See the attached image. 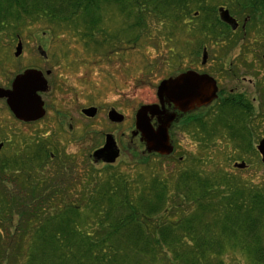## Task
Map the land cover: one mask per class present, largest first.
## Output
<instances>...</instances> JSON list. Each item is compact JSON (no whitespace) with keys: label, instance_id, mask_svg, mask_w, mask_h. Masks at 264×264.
Here are the masks:
<instances>
[{"label":"trees","instance_id":"obj_1","mask_svg":"<svg viewBox=\"0 0 264 264\" xmlns=\"http://www.w3.org/2000/svg\"><path fill=\"white\" fill-rule=\"evenodd\" d=\"M228 1L0 0V33L25 20L59 26L72 22L87 47L104 49L109 58L118 51V36L104 31L107 41H101L97 29L105 4L116 2L127 18L135 17L130 28L144 30L148 16L156 17L167 23L168 36L169 27H187L200 11L199 27L193 30L200 37L199 50L220 35L213 28L218 17L211 9ZM228 3L235 10L251 7L252 14V7H258L264 13V0ZM194 118L184 128L201 149L221 136L255 151L256 118L234 111ZM47 138L31 143L23 156L0 158V264H225L221 257L233 244L249 256V264H264L259 242L264 193L259 189L247 193L227 175L203 176L196 164L174 177L159 173L147 179L101 170L77 181Z\"/></svg>","mask_w":264,"mask_h":264},{"label":"rangeland","instance_id":"obj_2","mask_svg":"<svg viewBox=\"0 0 264 264\" xmlns=\"http://www.w3.org/2000/svg\"><path fill=\"white\" fill-rule=\"evenodd\" d=\"M208 2L215 5L214 0ZM102 15L101 28L97 29L101 31L99 40L107 41L104 31L118 36V51L115 49L109 58L104 49L87 47L72 22L71 26H59L46 20H25L19 26L11 23V27H5L0 33V86L9 87L13 78L28 68L53 71L48 77L50 90L43 98L46 103L43 119L35 123L21 122L10 112L7 103L0 100V143L4 144L0 158L10 160L16 153L18 157L23 156L31 143L48 137L58 149V160L68 164L74 180L101 170L128 176L142 174L147 179L159 173L174 177L180 170L196 164L203 176L227 175L247 193L256 189L264 193L261 154L256 149L246 151L229 138L216 136L208 148L201 149L193 136L176 127L175 152L171 157L160 159L146 154L139 136H132L136 111L142 105L157 103L158 85L180 70V62L184 61L183 68L194 62L192 57L200 37L194 35L192 25L172 27V30L169 27L172 34L168 36L167 23L150 16L146 29H138L137 25L130 28L132 23L136 24L135 17L127 18L125 10L116 2L105 4ZM140 30L143 35L136 39ZM252 35L248 37L250 40L256 37L259 40L258 35L254 38ZM18 39L23 43V52L14 57ZM251 49L254 51L243 56L257 62L262 46L251 43ZM211 51L206 65L211 67L210 71L217 59L215 48ZM233 53L236 55V50ZM90 106L97 107L98 113L93 118H85L80 112ZM112 109L124 115L122 122L109 119ZM256 119L252 120L254 148L264 138V115ZM107 134L115 137L120 149L114 164L92 157L103 146ZM181 158L185 160L179 161ZM243 162L244 167L238 166ZM108 166L112 169L106 171ZM219 178H216L218 182ZM259 242L264 245V234ZM233 246L221 257L223 262L249 264V256L238 245Z\"/></svg>","mask_w":264,"mask_h":264},{"label":"flooded vegetation","instance_id":"obj_3","mask_svg":"<svg viewBox=\"0 0 264 264\" xmlns=\"http://www.w3.org/2000/svg\"><path fill=\"white\" fill-rule=\"evenodd\" d=\"M208 1L209 0H205V2ZM233 1L235 0H230L228 2ZM228 2L220 3L216 8L211 9L215 12V16L218 17L217 21L213 25V28L215 32L219 33L220 35L216 39L204 43L199 50V45H195L194 55L192 57V61L194 62L190 63L189 66L185 65L186 67L184 68L182 67L184 66L182 65L184 61L180 62V70L178 72L172 73L167 78H175L185 72L194 71L199 74L210 75L215 79L217 84L216 97L209 104L206 105L196 106L187 111H183L177 108L173 103L165 101L164 107L167 112L176 114V117L173 120L169 129L170 139L174 145L173 153L175 152L174 131L176 127L186 132L184 126H187L191 123V120L188 119L192 118L193 116H195V118L202 116H204V118H206V116L216 117L217 114L227 115L229 112L233 111L238 116L246 115L251 118L261 117L262 115H264V13L260 11L258 7H252V9L255 11V13L252 14H250L249 12L251 7L241 8L239 6L238 9L235 10V8L232 7ZM222 9L228 10L229 15L234 21H224L221 18L220 14ZM200 16L201 12L196 11L193 19H190L186 22L188 23L187 26L192 25V27L195 29L199 27V24H197L196 22V18H199ZM251 34H253V38L255 35H258L260 37L259 40L256 39L257 37L253 40H250L248 37H250ZM251 43H254L256 45L261 44L262 46V50L260 51V53H258L257 62H252L251 60L248 61V59L244 58L243 56L250 51H254L253 49H251ZM212 48H215V50L217 51V59H215L216 61L211 64L213 70L210 71L208 68L211 67L206 65L208 62H210ZM235 50L236 55L233 53ZM196 52H198L199 54H196ZM21 54L19 56H21ZM232 55L234 57L229 59V56ZM204 56H206V61H203ZM197 64H200V66H195ZM28 69L41 71L43 77L47 81L46 90H40L38 92V95L43 101V107L45 109L46 114V103L43 98L45 95H47L46 93L50 90V81L48 77L52 75L53 71L51 69ZM13 80L9 87L4 88L11 89ZM0 100H3L5 103H7L6 98H0ZM157 103H159V99ZM83 116L87 118V116ZM43 117L34 122L28 123H35L43 119ZM153 124L156 126V118L153 119ZM3 146L4 144L0 143V151ZM169 157L171 156H168L167 158ZM100 161L106 162L103 159H100Z\"/></svg>","mask_w":264,"mask_h":264},{"label":"water","instance_id":"obj_4","mask_svg":"<svg viewBox=\"0 0 264 264\" xmlns=\"http://www.w3.org/2000/svg\"><path fill=\"white\" fill-rule=\"evenodd\" d=\"M220 14L224 21H234L228 10L222 9ZM22 50L23 45L20 40L16 46L15 56H19ZM203 61H206V56L203 57ZM46 86L47 81L41 71L28 69L14 78L11 89L0 86V98H6L9 108L19 120L36 121L45 114L44 104L38 92L46 90ZM216 95V81L208 74L188 71L175 78L162 80L157 88L159 103L142 105L137 110L136 129L132 135H140V140L145 144L148 153L170 155L174 150V145L170 139L169 129L176 114L167 112L164 107L165 101L173 103L180 110L187 111L196 106L209 104ZM82 112L89 117H94L97 108H86ZM108 116L113 122L120 123L124 120V115L115 109L110 110ZM154 118L157 120L156 126L153 124ZM257 150L262 155L264 164V139L260 140ZM119 154L120 151L114 137L108 134L104 146L94 152V157L96 160L103 159L108 163H113ZM238 166L244 167L245 163L238 164Z\"/></svg>","mask_w":264,"mask_h":264}]
</instances>
